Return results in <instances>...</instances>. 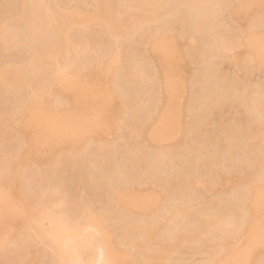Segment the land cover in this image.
Returning <instances> with one entry per match:
<instances>
[{"label":"rangeland","instance_id":"rangeland-1","mask_svg":"<svg viewBox=\"0 0 264 264\" xmlns=\"http://www.w3.org/2000/svg\"><path fill=\"white\" fill-rule=\"evenodd\" d=\"M27 1L31 10L34 3ZM52 1L76 15L66 35L71 48L18 88L0 82V180L11 178L9 184L4 181L7 191L5 184L0 190L6 193L0 196V209L8 208L7 216L0 215V264H25L31 258L34 264H57L52 220L66 232L65 264H147L146 254L175 234L181 236L172 238L177 243L154 258V264H212L222 256L227 257L223 264H264V198L250 205L255 186H264V64L257 61L259 56L264 60V0L239 17L232 16L231 9L240 0H196L195 5L193 0H163L161 13L158 10L127 38L110 36L108 23L93 18L100 9L96 0ZM204 2L212 9L204 7L212 14L206 28L196 23ZM21 3L0 0V32L3 22L22 12ZM26 27L12 30L27 35L30 25ZM160 32L170 36L180 58L151 55L150 39ZM30 38L5 48L0 37V67L14 64L26 70L32 59L26 43ZM77 43L92 48L81 55L72 47ZM112 54L116 60L108 80L89 84L96 95L109 92L107 101L82 102L71 98L70 90H49L52 108L74 110L76 121L85 116L92 129L100 126L97 136L91 130L79 135L70 129L69 141L62 145L41 138L43 132L31 126L35 138L22 141L11 119L29 95L48 90L47 81L58 68L79 73ZM165 60L171 76L181 83L169 105L160 70ZM165 106L166 116L161 117ZM53 125L58 129V121ZM151 128L152 134L147 132ZM25 147L29 154L20 162L18 154ZM123 186L136 205L127 207L114 199ZM182 208L187 211L178 213ZM209 217L216 218L211 225ZM146 221L157 225L149 237L148 231L137 228L142 222L152 226ZM128 225H134L135 235L126 231ZM251 238L258 243L246 251Z\"/></svg>","mask_w":264,"mask_h":264},{"label":"bare ground","instance_id":"bare-ground-1","mask_svg":"<svg viewBox=\"0 0 264 264\" xmlns=\"http://www.w3.org/2000/svg\"><path fill=\"white\" fill-rule=\"evenodd\" d=\"M96 1H97V4L99 5V8H100L99 11H105V14L104 13L101 14L98 11V12H96L97 13L96 16L93 15V18L97 17V18L102 19V21L104 23L106 22L105 24L108 23L107 28L109 30L108 31L109 35L113 36V37H115V36L120 37V35H121V37L122 36L126 37V36L132 34L135 27H137L136 30H139L138 28L141 25H143V23L148 24V21H150L152 17H155L158 14L159 8H161L163 6V5L161 6L163 0H125V1L122 0V2H124V3L120 2V0L119 1L118 0H96ZM174 1H176V0H174ZM174 1L172 3H174ZM197 1L193 0L192 1L193 3H191V2L190 3L195 5L194 2H197ZM201 1L199 2V4L202 5L203 1H202V3H201ZM31 2H33L34 4L30 10L29 8L31 7V4H32ZM31 2H30L31 4L28 6V1L23 0V3H21L24 6L22 8V12H20V10H19V12L17 13V16L15 15V17H12V19L6 20L5 22H3L1 24V31L2 32H0V37L3 39V46L5 48L6 47L10 48V46L12 47V45L14 46L15 44L19 43L20 41H25L26 39H29V36H31L30 43L26 42V43H28V46H30L29 50L32 51V52L29 51V52H31L30 57H32V59L30 58L31 62L28 60L30 62V66H27L28 68L26 70H23V68H21L22 69L21 70L19 68V66L16 67V66H14V64H12L13 66L8 65V66L2 67V68L0 67V82L2 84H4V87L5 86H7L8 88L10 87L9 89H14L15 87L18 88L19 84H22V83L24 84V82H27L28 80L25 81L26 79H28L27 77H30V78L32 77L29 75H31V74L34 75L36 73L35 71H39L40 69H42L43 65L45 63L46 64L50 63V61L52 59H54L58 53H61L64 50L70 49L71 48L70 46L73 44V43L69 42V39L66 35L69 32V30L73 27V25L75 24V22L77 20L76 15L73 12H66V11L64 12V10L63 11L60 10L61 9L60 7H59L60 9H58V6L54 5V3H52L53 2L52 0H34V1L32 0ZM165 2H166V0H165ZM258 2H259V0H240L237 4L235 3V5L233 7L231 6L232 7V9H231L232 16L239 17V15H245V14L253 11V9L255 8V6L257 5ZM209 3L210 2L208 1L207 4H209ZM166 4H167V2H166ZM166 4H164V5H166ZM175 4H177V3H175ZM205 4H206V2H204L203 6H201V8L203 9L202 11L199 8L200 12H201V13H198V14H200V16H199L200 18L197 17V19L196 18L195 19L197 20L196 23H198L200 27L201 26L204 27L206 25L205 26V28H206L208 25L210 27V23H211L210 15H212V14H209L210 13L209 9H207V10L204 9V7L207 8V6H208V8L211 9V6L210 7H209V5L205 6ZM214 4H216V2L213 1L212 5H214ZM172 5H174V4H172ZM171 6H170V8H171ZM174 6H172V7H174ZM196 7H197V5L195 6V8L194 7L193 8L196 9ZM168 8H169V5H168ZM197 9H198V7H197ZM161 10H163V9H161ZM168 10H170V9H168ZM165 11H167V9ZM195 11H197V10H194V12ZM211 11H212V9H211ZM160 13H161V11H160ZM90 14L91 13H89V15ZM86 15H88V14H86ZM89 15H88V17L86 16V19H89V18L91 19V17ZM213 15H214V13H213ZM211 18H213V16H211ZM124 23L127 24V27H125V25L123 27ZM28 24L30 25V27L28 28L29 31H27V33H29V34L26 35V32H22L23 34H21V32H20L21 35L19 33L18 34L16 33V32H19L21 29L24 28V27L22 28V26H25V28H27L26 26H29ZM211 25H213V23ZM195 26H197V24ZM10 27H12L11 30L14 28H18V29L20 28V30L17 29L18 31H15V32L13 30L9 31L8 29H10ZM207 29H209V28H207ZM136 30L134 31V33H136ZM203 30H206V29H203ZM162 33L163 32H160L159 34H162ZM159 34L155 35V36H157L155 39L153 37H152L153 40H152V38L150 39L151 41L149 42V45L147 43L148 49L150 50L151 55L156 57V56H160L161 54L164 53V54H166V56H168L167 58H170V57L180 58L179 55H181V54H179V52H176L173 49L174 48V42L172 41L171 38H168L170 36H168V35L165 36L164 35L165 33H163V35H159ZM22 35H24V36H22ZM25 37H28V38L25 39ZM33 38H35V40ZM33 41H35V42H33ZM80 42L81 41H79V45H80ZM84 45H86V46H84ZM77 46H78V43H77V45H73L72 47L76 48ZM89 46H90V44L88 45L87 43H82L81 46L76 48L77 51L75 48H72V49L73 50L75 49L76 52H78L82 55V52H85V50H87L89 48ZM151 55H150V57H151ZM106 58L107 59H105V60L101 59L102 61L96 60V61H98L97 63L95 61L92 62V63H94L93 65H92V63L90 64V66L87 65L88 67H86V68H88V69L84 68L85 71H83V72H82V70H84V69H81V72H79V73L76 72L73 74H67L64 71H62V69L58 68L60 66L56 67V68H58V70L56 69L55 70L56 72L54 71L55 73L52 74V76H50V80L47 81L48 82L47 88H49V89L48 90L46 89V90L47 91L50 90L51 93L54 91L53 92L54 94L57 92H64L66 90H70L71 91V98H73L77 101H82V102L86 101V99H90V100L93 99L96 102H100V103L102 101H107V99L111 96V94L109 92L102 94L104 96L96 95V93H97L96 89L92 86L90 87V85H89L91 82L101 83L105 80H108V76L110 75V70L112 68L113 63L116 60V57H115V55L112 54ZM257 61H258L259 65L264 64V60L260 56L258 57ZM50 64H52V63H50ZM22 67H25V66H22ZM140 68H138L139 72H141V70H142V68H141V70H139ZM160 70L162 72L161 77L163 76L162 78H164L163 84H164V88H165V93L167 95L166 96V101H167L166 105H169L171 100L173 99L174 91L176 89L180 88L181 83L179 82V80L177 78H174L171 76V74L169 72V63L167 60H165L164 63L161 65ZM33 72H35V73H33ZM141 76H142V73H141ZM12 87H14V88H12ZM41 89L39 88V90H41ZM46 90H42V91H45L43 93L42 92L40 93L38 91V92H36V94H35V92H33L34 93V94L32 93L33 95H29V97H27V100H25L26 103H24L23 107L20 108V110L15 114V116L13 117L14 119L13 118H12L13 120L11 119L12 125H13V126L12 125L11 126L13 128H15V131L17 132V134H19L20 138H22V141H24L25 139L27 141H29L30 139L33 140L35 138L30 133L31 126H34L33 128H36V130H40L41 132H43V134L41 135V138L45 137V139L46 138L55 139L54 141H57V142L59 141L58 143H61L62 145L68 143V141H69L68 140V131L70 129L77 130L79 135H81V134L85 135V133H87L90 130L93 131L94 134L96 133V131L97 132L101 131V128H99L100 127L99 125H95V127L93 126L94 129H92V127L89 125L88 121L85 119V116H84L83 120H81V121L74 120L72 118V114H73L74 110H72V109L69 110V109L64 108L63 110L61 109V110L56 111L54 109V107L52 108V106H51L53 99L51 100L50 96L52 94L49 91L50 95L47 96V94H49V93L48 92L46 93ZM38 93H40V94H38ZM45 96H47V97H45ZM41 98L45 99V101H44L45 103H43L40 100ZM166 109L168 110V107L165 106L162 109L161 115H159V116H161V117L166 116ZM84 110H85V108H84ZM161 117H160V119H161ZM54 121L55 122L58 121V125H57L58 129H56L55 131L53 130V127H54L53 122ZM150 127H148V128H150ZM152 130L153 129L151 128L147 132H149V133L151 132V134H152ZM151 134H149V135H151ZM95 135L97 136V133ZM96 138H101V136L96 137ZM25 148L22 151V153L18 154V155H20V158H21L20 162L23 161L25 159V157H27V155L29 154L28 148L27 147H25ZM31 163L32 162H29L30 165H31ZM26 165H27V162H26ZM10 179L7 178L6 180H10ZM6 180H3V179L0 180V183H2V185L0 184L2 187V188H0V190L1 189L3 190V184H5L7 187L4 185L6 187V189H4V190L7 191V188L9 187V185H8L9 181H6ZM4 181L7 182L8 184L5 183ZM190 181L191 180H189V182ZM195 182H196V180H194V183ZM123 187L124 188L120 187V189H119V187H118V189H116L117 191H115V193H114V195H115L114 199H116L118 201V203L120 202V204H123L127 207H132V206L136 205L138 203V202H136L137 201L136 198L134 196H130V194L128 193V192H131L130 189H128L126 186H123ZM255 187H256L255 188L256 190L255 191L253 190V194L251 196L252 198H250L251 199V202H250L251 206H254L258 200L264 198V186L257 187V185H256ZM3 191H1L2 194L0 193L1 198L3 197V193L6 196V193ZM11 208L12 207L10 206L9 209H11ZM3 209L4 208L0 209V212H1L0 215L3 216V214L5 213L6 215H4V216H7V213H8L7 209L8 208L6 209V207H5L6 211H1ZM188 209H191V208H188ZM12 211L13 210H10V212H12ZM29 211H31V208ZM180 211H183V208H182V210L180 209L178 211V213H181ZM184 211H187V210L185 209ZM175 212H177V211L175 210ZM192 212L193 211H190V213H192ZM185 213L187 214V212H185ZM13 214H14V211L11 214H9V216L10 215L13 216ZM41 215H45L44 212H42ZM37 218L38 217H35L33 220H36ZM211 218L209 217V218H207V220L210 221ZM15 219L17 220V217L14 218V221H16ZM212 219H213V221L216 220L215 217H213ZM205 220H206V218H204V220L202 219L201 222L203 223V221H205ZM52 221L54 222V224L52 223V226H54L53 228L55 229V231H54V229H52L53 232L52 231L51 232L53 233V237L55 238L53 240L54 241L57 240V243H56L57 247H58L57 251H59L58 252L59 254H57L58 258L56 260L57 261L56 263L57 264H65L64 260H65V257H67L66 249L68 246L65 242L66 232L63 229V226H61L62 224H60V222H56V220H52ZM208 221H206L207 226H210L211 224L214 223V222L212 223V220H211L210 225H209ZM139 222H141V221H139ZM146 222H148V221H146ZM150 222H148V224H152L153 221H150ZM154 222L156 223L155 220H154ZM35 223H36V221H35ZM142 223H141V225H140V223H138V225H140L139 227H137V223H136L135 227H137L138 229L145 230L146 232L148 231L147 232L148 237L150 234L153 235V233H154L153 231L156 230V229L153 230L154 229L153 226L157 227L158 223H156L157 225L152 224V226L147 225L144 222H142ZM134 225L133 226L128 225L129 227H127L126 231H128V232L133 231V233H134V228H135ZM203 225H204V223H203ZM203 225H201V226H203ZM206 225L203 228L206 229L207 228ZM36 226H38V224H36ZM125 229H126V227H125ZM200 229H202V228L200 227ZM207 229H209V227ZM207 229H206V231H207ZM50 230H51V227H50ZM50 230H49V232H50ZM196 230H199V228ZM145 231H143V232H145ZM253 231L254 230H252L251 235H253L252 233H254V235H255V232H253ZM143 232H141V233H143ZM146 232L143 234H147ZM196 233L198 234V232H196ZM51 234L49 236H51ZM202 234H198V235L200 236ZM129 235H132V233ZM134 235H135V233H134ZM175 235L173 237L172 236L171 237L174 238V237L178 236V235H176V236ZM192 235L194 236V234H192ZM254 235H253V237H254ZM184 236H185V234H184ZM189 236L190 235H188V237ZM191 236H190V238H191ZM178 237L180 238L181 236H178ZM52 238H50V239L52 240ZM172 238H171L170 242H168L166 240L159 250H156L154 252L152 251V252H150V254H148V253L146 254L145 260H146L147 264H154L153 263L154 258H159L160 256H163L164 254L168 253L169 249L172 247L171 243L172 242L177 243V241H174V239L172 241ZM185 239H186V237H185ZM175 240H177V238ZM251 240H252V238L248 241L249 244L247 243L245 248L243 247L246 251L249 248H252L256 245L254 243L255 241H256V243H258L256 239H253L252 242H251ZM178 242H179V240H178ZM74 244H75V241H74ZM71 246H73V247H71L73 249L74 245L72 244ZM69 247H70V245H69ZM100 247L103 248L102 246H100ZM71 248H70V250H71ZM103 250L105 251V249H103ZM36 251L37 250H33L32 252H34V254H35ZM37 253H39V252H37ZM105 253H106V251H105ZM243 253H245V251H243ZM57 255H56V257H57ZM101 255H103V254H101ZM222 257H220L217 260H215L214 262H212V264H223L226 261L227 257H223V258ZM30 260L31 261H28L25 264H34V260L32 258ZM76 264H78V262H76ZM160 264H161V262H160Z\"/></svg>","mask_w":264,"mask_h":264}]
</instances>
